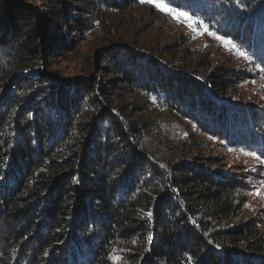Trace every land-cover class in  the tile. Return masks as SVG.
<instances>
[{
  "label": "trees",
  "instance_id": "obj_1",
  "mask_svg": "<svg viewBox=\"0 0 264 264\" xmlns=\"http://www.w3.org/2000/svg\"><path fill=\"white\" fill-rule=\"evenodd\" d=\"M75 1L50 0L45 33L30 7L0 0V264H264V230L244 220L236 174L175 127L213 135L231 130L230 112L255 120L239 76L120 42L95 64L103 81H65L50 72L55 52H72L96 12L137 3ZM171 2L233 24L252 49L264 42V0Z\"/></svg>",
  "mask_w": 264,
  "mask_h": 264
},
{
  "label": "rangeland",
  "instance_id": "obj_2",
  "mask_svg": "<svg viewBox=\"0 0 264 264\" xmlns=\"http://www.w3.org/2000/svg\"><path fill=\"white\" fill-rule=\"evenodd\" d=\"M51 1L63 3L68 8L79 5L75 0ZM20 2L41 17L38 22L42 23L43 31L48 33L44 20L50 0ZM155 3L163 4L165 8L173 10L174 14L170 15L155 7L154 3H142L141 0L125 10L96 12L98 15L95 18L91 16L93 29L85 33L84 40L76 42L72 52L53 53L56 60L52 62L50 72L65 81L78 80L91 74L103 81L95 64H100L101 55L109 51L113 44L120 42L135 45L133 47L144 49L156 58L161 53L165 54L167 61L175 60V63L189 58L199 62L201 58L208 57L214 59V66L231 67L239 76V100H242L245 110L250 107L257 112L256 119L241 113L234 116L238 121L232 118L230 112L224 122L231 126V130L223 127L216 129L217 126L213 125L210 129L213 135L203 134L189 121H180L175 127L185 140H190L189 135L194 133L205 141L215 156L223 157L226 171L230 176L236 174L242 187L240 197L245 203L244 220L257 218L264 230V145L261 144L258 130L264 126V42L257 37L255 48L252 49L247 41L236 36L233 24L220 20L214 14L206 17L203 9L197 10L195 6L176 8L171 0H155ZM179 13H185L186 16H178ZM70 32L72 31H69V35ZM52 36L54 37V32L49 37ZM73 36L74 34L70 37L71 40ZM240 53H244L247 59ZM172 63L174 62H170ZM43 67L47 68V65ZM217 134H223L221 136L224 138ZM226 134L229 138L225 137Z\"/></svg>",
  "mask_w": 264,
  "mask_h": 264
},
{
  "label": "snow or ice",
  "instance_id": "obj_3",
  "mask_svg": "<svg viewBox=\"0 0 264 264\" xmlns=\"http://www.w3.org/2000/svg\"><path fill=\"white\" fill-rule=\"evenodd\" d=\"M141 2H142V3H144V2H147V3H154L155 7L159 8L160 10H162V11H166V12H168V14H170V15H173V14H174V13H173V10H170V9L165 8V6H164L163 4H161V3H155V0H141ZM178 16H186V14H185V13H179ZM188 19H190V18H188ZM189 27H191V24H189ZM233 47H234V46H233ZM240 55H241V56H244V58L247 59V57L245 56L244 53H240ZM259 194H260L259 191H257V195H259ZM149 215H150V213H149Z\"/></svg>",
  "mask_w": 264,
  "mask_h": 264
}]
</instances>
